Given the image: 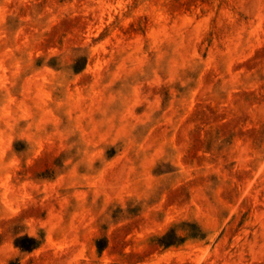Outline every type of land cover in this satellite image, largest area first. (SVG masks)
<instances>
[{
  "label": "rangeland",
  "instance_id": "374dc122",
  "mask_svg": "<svg viewBox=\"0 0 264 264\" xmlns=\"http://www.w3.org/2000/svg\"><path fill=\"white\" fill-rule=\"evenodd\" d=\"M0 264H264V0H0Z\"/></svg>",
  "mask_w": 264,
  "mask_h": 264
}]
</instances>
